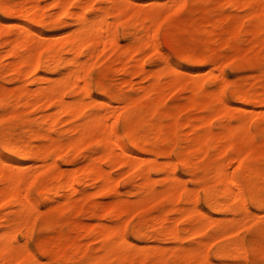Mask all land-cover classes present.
<instances>
[{
  "label": "bare ground",
  "instance_id": "obj_1",
  "mask_svg": "<svg viewBox=\"0 0 264 264\" xmlns=\"http://www.w3.org/2000/svg\"><path fill=\"white\" fill-rule=\"evenodd\" d=\"M42 1L0 0V38L6 37L0 41V62L16 58L5 67L0 63V208L6 210L0 218V264H101L109 256L117 264H133L137 258L158 263L166 252L142 244L184 240L190 231L202 232L204 239L185 252L187 264L193 259L203 264H215V259L221 264H264V156L258 143L264 136V61L256 56L243 60L237 52L242 36L252 37L254 45L264 49V0H227L230 8L247 9V18H257L256 23L253 19L245 25L239 15L224 11L218 19L210 16L203 30L198 27L204 39L202 58L194 54L192 39L196 42L198 34L191 30L190 55L175 63L160 38L165 34L172 43L178 42L185 27L172 18L187 8V0H164L150 8L144 5L155 0H49L45 7ZM165 5L167 16L160 23ZM225 20L233 22L230 52L237 53L229 66L219 61L220 53L212 47ZM15 28L20 29L17 36ZM196 28L192 26L197 32ZM150 45L159 48L160 57L149 84L133 96L128 79L117 89L108 71L111 64ZM104 52L107 60L98 66ZM146 62L137 63L139 73L150 68ZM158 69L165 71L159 81L154 80ZM196 69L210 76L185 83L181 75ZM229 71L251 72L260 82L239 86L228 81ZM123 72H130L128 64ZM7 76L10 81L27 80L9 89L1 83ZM220 79L224 81L218 84ZM210 81L217 83L212 91ZM186 86L193 112L200 108L206 114L189 116L185 140L178 123H164L180 114L162 110L160 96L148 109L144 101L150 90L160 93L166 88L173 96ZM14 99L20 107L43 114L35 119L27 110L11 107ZM65 131L75 137L65 139ZM80 156L87 161L82 168L77 167ZM107 165L130 167L125 181L131 186L125 194L136 197L135 207L122 197L124 177L108 173ZM138 176L141 182L135 183ZM92 185L98 187L99 197L110 193L121 197L106 211L87 217L82 215L83 203L88 202L87 188ZM158 199L178 205L163 206L157 210L159 216L146 217L152 203H161ZM54 202L68 206L60 216L30 218L40 205ZM74 215H81V220L71 228ZM129 215L133 218L122 225L108 222ZM51 230L60 241H34ZM84 241L99 244L98 251H90Z\"/></svg>",
  "mask_w": 264,
  "mask_h": 264
},
{
  "label": "rangeland",
  "instance_id": "obj_2",
  "mask_svg": "<svg viewBox=\"0 0 264 264\" xmlns=\"http://www.w3.org/2000/svg\"><path fill=\"white\" fill-rule=\"evenodd\" d=\"M27 3V0H21V2ZM125 0H119L120 3H123ZM208 2V0H187V8L182 10L181 12H177L176 15H174V17L172 18L173 20H177V21H182V23L184 24L185 29L182 30V33L180 35V38L178 40V42L176 44L172 43L171 41V37L163 34L160 38V42L161 45L168 47V51H167V55L168 57L175 63V62H179L185 58H187L190 55V43H191V39L190 38V34H191V30L193 33V35L198 34L197 39H195L196 42H194V38L193 40V49H194V54L197 53L196 57L198 56L199 59L200 57L202 58V54H203V48H204V39L202 38L203 35L201 34V32L198 30V27L200 30H203L205 28L206 22L208 17L212 16L213 18L215 17V19H218L222 13V11H224V13H234L236 15H239L241 18H243V20L245 21V25L247 24V22L250 20L251 22L253 21L254 18H247L249 16V11L243 7H234V8H230L229 6H226V2L227 0H209L210 3L207 6V4L205 3ZM155 3H148L145 6V8H150L152 6V4H156L158 5H162L161 3L164 2V0H155ZM126 3V2H125ZM49 4V0H44L41 2L42 6H48ZM114 5V4H113ZM116 5V4H115ZM114 5V6H115ZM129 8H130V12L133 11V6L132 4H129ZM99 6H103L105 7L106 5L104 3L99 4ZM224 6V8H222ZM209 8L208 10H205ZM79 8L76 7L75 10L77 11ZM188 10V11H187ZM167 12H168V5L164 6V8L162 9L161 13H160V23H162L166 16H167ZM257 18L254 19V24L256 23ZM232 21V20H231ZM230 20H225L223 22H221V27L223 29V31L221 30V35L217 38V42L215 44H213L212 47L216 48L217 52L220 53L218 55H220V60L221 63L224 66H229L235 59V55L237 53H231V46L230 43H232L231 41H229V39L231 40V37H233V32H232V24L233 22H231ZM250 21L248 23V25L250 26ZM192 26H197V32L199 31V33L196 32L195 29H192ZM248 27V26H247ZM194 28V27H193ZM185 30H188L185 32ZM195 31V32H194ZM14 32V36H17L20 32V29L15 28L13 29ZM191 34V37H194ZM251 36V35H250ZM250 38V37H249ZM248 36H242L241 37V41L242 44L240 46V48L237 50V52L239 53L241 58H245L243 60L246 59H252V57L256 56L255 60L260 59V61H264V49H262L261 47H259L257 44V47L254 45L255 40L249 39ZM6 37H1L0 41L5 40ZM249 39V40H248ZM233 40V39H232ZM251 40V42H250ZM230 42V43H229ZM100 51H103V46L100 47L99 49ZM215 51V53H216ZM233 52H235L233 50ZM189 53V55H188ZM217 54V53H216ZM117 55V54H116ZM160 57V50L157 47H153V46H148L144 52L139 53V54H135V53H131L130 56H128V58H125L124 60H122L121 62L119 60L113 62L111 64V66L109 67V74L111 76V82L112 84L117 88H121L123 86V83L126 79H128L130 81V86L131 88L129 89V94L131 96H133L136 92L139 91V89L143 86H147L151 80V78L149 76L152 75L153 70L157 69L154 68L153 69V65L155 66V64H157V62L159 61L158 58ZM118 58L117 56L115 57V59ZM131 58H134L133 61H130ZM16 58H3L1 60L0 63H2V65L5 67L7 64L13 62ZM222 59V60H221ZM107 60V53L104 52L102 54L99 55L98 59H97V65L98 66H102L103 63H105V61ZM135 60V61H134ZM139 60L142 61H147L146 63L149 64L150 68L147 70V72L145 73H139L137 71V63L139 62ZM242 60V59H241ZM242 60V61H243ZM254 60V59H253ZM128 64V69H129V73L125 74L123 72V67ZM175 65H173L174 67ZM229 70V67H228ZM98 72H100V70H97ZM172 71V69H171ZM154 73L156 74V78L154 80H160L161 78H163L165 71L164 69H158L156 71H154ZM100 73H96V75L98 76ZM203 78H208L210 75L208 73V71L201 73L200 69H196L194 70V72H187L181 75L182 79L185 81V83L192 81V79H194L196 76H200ZM11 77L7 76L5 82H1L3 83L7 88L9 89H16L22 85H24L25 81L27 80L26 78L22 80H17V81H10ZM224 81V79H220V81H218L217 83L219 84L222 83ZM228 81L235 83V84H239V86L242 87H249V86H257L256 83L260 82L256 80V74H253L251 72H228ZM256 81V82H255ZM216 83V85H217ZM254 83V84H253ZM253 84V85H251ZM208 90L212 91L216 88L215 83H213L212 81L209 82L208 84ZM219 86V85H218ZM259 87V86H258ZM36 86H33V89H35ZM189 86H186L184 88H180L179 90L176 91V93L173 96H169L168 90L166 88H164L160 93H156V92H152L151 90L149 91L148 97L145 99V108L149 107L150 105H153V103H157L158 102V98L159 96L161 97V109L168 111L169 109H172L175 111V113L178 115L180 114V116H177L174 119H168L166 120L164 123L168 126L170 123L175 124L178 123L180 125V131H181V137L183 139H187L189 137V130L190 128L187 127V122L189 120V116L191 117L192 115L196 116L197 114H201V112H203V115L206 114L205 111L200 112V108L198 109V112H193V102H191L189 99V97L191 96V92L188 90ZM259 89V93L262 92V88H258ZM80 93L83 94L82 92L77 93V95H81ZM85 95H83L84 97ZM156 101V102H155ZM11 107L14 108H18V109H23V110H27L26 112L31 114L33 118H39L40 115L43 114L42 111L34 109L33 107H28V108H23L20 107V104L18 103V101L16 99H14L13 105ZM209 108L212 110V106H209ZM11 109V108H10ZM148 109V108H147ZM255 116L256 118L259 117L260 112H261V107L260 105H257L255 108ZM197 110V109H195ZM205 112V113H204ZM196 114V115H195ZM202 116V115H201ZM198 117V116H197ZM200 117V116H199ZM218 117V119L220 118L219 115H215V120ZM65 119H67V117H65ZM65 119H63V124L66 121ZM220 120V119H219ZM218 121V120H216ZM60 125L64 126V125ZM75 137L74 133H69L67 131H65L64 133V138L65 139H69L68 137ZM258 143H261L260 146V151H262V154L264 156V136H262ZM253 146H248L247 149H251ZM123 153V152H122ZM89 158L91 157V153L89 152ZM82 155V154H80ZM209 156L213 157L214 156V151H210L209 152ZM84 158V159H83ZM209 158V157H208ZM160 160L163 162L164 160H166V158L162 157L160 158ZM173 162L177 161V158L174 157L172 158ZM87 163L86 158L84 156H80L78 159V163H77V167L78 168H82L85 164ZM108 171V173H111L113 176H117V177H124L121 178L120 181L122 182L120 184V189L123 192L124 195H122V197H125L129 202L130 205L132 207H135L136 205V201H135V196H128L125 193L129 190L131 183L126 182L125 180L128 179V177L130 176V172L131 169L130 167H125L124 169H118L113 165H107L105 167ZM236 168V165L234 164V166L231 167V170H234ZM116 177V178H117ZM189 179H193V176H188ZM139 178V179H138ZM138 178L135 180V183H140L141 179L138 176ZM187 185V188H190L191 182L188 180L185 182ZM186 188V189H187ZM98 190V187L96 185H92L89 188H87V193H90L89 195V199L87 203H83V214L85 216H92L95 212H102L106 211L108 208H111L112 205L121 197V196H115L112 193H110L109 195L106 194L105 196H97L96 192ZM185 191V188L182 190V192ZM179 193V192H178ZM161 201V203L158 201L156 205H153L154 203H152V207L150 206V208L145 212V216L146 217H156L159 216L160 214H158L159 212H157V210L163 206L166 207H170V208H176L178 205L176 202L173 203H166L165 200L162 199H158ZM86 201V200H85ZM156 203V202H155ZM67 205L66 204H62V203H58V202H54L52 204L49 205H40L38 207V209L32 213L30 215L31 219H35L37 217L40 218H47L48 216H50L51 214H55L57 216H60L63 211L65 209H67ZM106 209V210H105ZM87 210V212H86ZM97 210V211H95ZM6 210L3 208H0V218L6 213ZM157 212V213H156ZM176 215L171 214V218H175ZM83 217V216H82ZM133 218L132 215H129L125 218H117V219H109V223L113 224H119L122 225L124 224L127 220ZM219 218L221 219H225L226 216L225 215H221L219 216ZM79 219L81 220V215L77 216L74 215V217L72 216V218L70 219V222L72 221V224H70L71 228L74 227L75 224H77V222L79 221ZM255 219H258L255 218ZM74 222V225H73ZM80 222V221H79ZM78 222V223H79ZM113 224V225H115ZM206 232V231H204ZM71 234V232H70ZM73 235H75V232H72ZM58 234L54 231H47L44 234L40 235V236H35L34 237V241L36 243H38L39 241H46V242H54L55 240H59V237L57 236ZM216 236L215 232H211V231H207L206 232V236ZM204 239V234L201 233H197L195 231H190L189 233L186 232L184 234V240H169L166 242H158V241H149L146 244H142V245H146L148 247L151 248L152 251H159V253L161 254V251L166 252V254H164L162 252V254H164L163 257L165 258H159L158 263H154V260L148 259V260H144L141 258H137L136 260H133L134 262H132L133 264H187L188 262V258H186L184 256L185 252H187L189 249H191V244L193 243H198L200 241H202ZM55 241V242H56ZM85 244L89 245V249L90 251H98V248L100 247L99 244H91L88 241H84ZM103 254V251H100ZM158 253V254H159ZM160 254L158 256H160ZM107 259V261H106ZM193 259V258H192ZM198 260V261H197ZM194 261L191 260V262H194L195 264H203L202 261L200 262L199 259H197ZM106 261V262H105ZM116 261L115 257L113 256H109L107 258H105L103 260V262L101 264H113ZM118 261V260H117ZM105 262V263H104ZM111 262V263H110ZM126 262V261H125ZM124 262V264H126ZM190 262V264H191ZM119 263V261H118ZM192 263V264H194ZM215 264H221L220 260L215 259L214 260ZM229 263H231V261H229ZM117 264V263H114ZM120 264V263H119ZM128 264V263H127ZM129 264H131V262H129ZM252 264V262H251Z\"/></svg>",
  "mask_w": 264,
  "mask_h": 264
}]
</instances>
